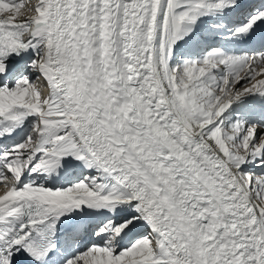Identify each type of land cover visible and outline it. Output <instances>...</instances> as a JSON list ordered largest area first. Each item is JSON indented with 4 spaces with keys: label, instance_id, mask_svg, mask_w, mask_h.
I'll return each instance as SVG.
<instances>
[{
    "label": "snow or ice",
    "instance_id": "6c2138e0",
    "mask_svg": "<svg viewBox=\"0 0 264 264\" xmlns=\"http://www.w3.org/2000/svg\"><path fill=\"white\" fill-rule=\"evenodd\" d=\"M0 264H264V0H0Z\"/></svg>",
    "mask_w": 264,
    "mask_h": 264
}]
</instances>
